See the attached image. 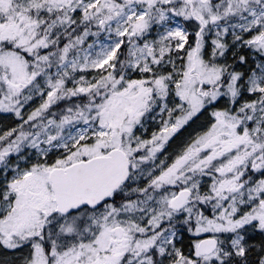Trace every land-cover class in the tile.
<instances>
[{"label":"snow or ice","instance_id":"1","mask_svg":"<svg viewBox=\"0 0 264 264\" xmlns=\"http://www.w3.org/2000/svg\"><path fill=\"white\" fill-rule=\"evenodd\" d=\"M0 264H264V0H0Z\"/></svg>","mask_w":264,"mask_h":264}]
</instances>
